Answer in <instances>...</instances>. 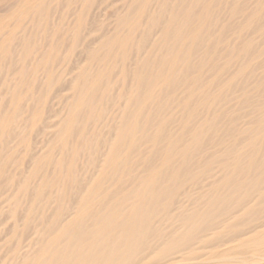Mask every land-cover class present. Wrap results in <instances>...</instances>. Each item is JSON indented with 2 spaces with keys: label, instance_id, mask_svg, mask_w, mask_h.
I'll return each mask as SVG.
<instances>
[{
  "label": "bare ground",
  "instance_id": "obj_1",
  "mask_svg": "<svg viewBox=\"0 0 264 264\" xmlns=\"http://www.w3.org/2000/svg\"><path fill=\"white\" fill-rule=\"evenodd\" d=\"M0 264H264V0H0Z\"/></svg>",
  "mask_w": 264,
  "mask_h": 264
},
{
  "label": "rangeland",
  "instance_id": "obj_2",
  "mask_svg": "<svg viewBox=\"0 0 264 264\" xmlns=\"http://www.w3.org/2000/svg\"><path fill=\"white\" fill-rule=\"evenodd\" d=\"M111 8L108 9V13H111L112 12V9L110 10ZM111 11V12H110Z\"/></svg>",
  "mask_w": 264,
  "mask_h": 264
}]
</instances>
